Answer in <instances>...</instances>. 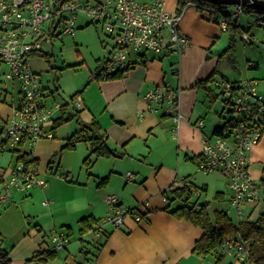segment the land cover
Returning <instances> with one entry per match:
<instances>
[{"label": "crops", "instance_id": "0c3cea01", "mask_svg": "<svg viewBox=\"0 0 264 264\" xmlns=\"http://www.w3.org/2000/svg\"><path fill=\"white\" fill-rule=\"evenodd\" d=\"M164 6L168 11H176L177 0H164ZM180 30L190 39L189 46L181 55L171 52H132L130 68L119 77L89 80L97 81L96 93L93 96L96 100L90 101L80 95L78 99L81 106L78 108H74L72 104L55 101L42 84L46 90L47 104L57 102L64 107L54 112L52 123L48 127L54 137L41 139L31 148V157L37 160L39 175L47 181L48 186L30 188L32 190L25 195L29 196V199L24 200L21 195L18 205L13 200L0 208V225L7 224L17 232L12 248H6L9 264L216 263L212 253L199 255L194 251L196 241L203 237L204 232L199 226L172 213L180 202L171 198L172 191L181 187L182 180L187 179L192 184L190 201L196 207L208 206V202L200 201L199 197L203 192L207 194L210 183L196 181L191 172L201 152L203 137L213 135L215 127L224 121L223 115L226 111L222 113V105L220 108H214V116L209 117L202 107H211L218 99L219 89L215 81L233 85L239 79L230 77L229 67L235 63L234 55L231 54L233 48L230 53H225L229 29L223 30L220 24L208 20L206 11L199 12L191 5L183 12ZM223 32H228L226 46L220 54L214 53L213 46L221 40ZM110 51L111 46L108 54ZM43 54V51L36 52L30 57L32 69L38 76L40 70L45 69ZM228 54L230 55L227 56ZM222 59H225L222 68L228 66L226 73L219 67ZM249 61L251 64L247 71H251H245L243 77L257 81L262 79L261 82L255 83V86L259 93L264 94V75L258 76L252 72L259 65ZM209 76L211 79L205 84L209 90L196 85L197 81L205 80ZM165 82L182 89L180 100L184 117L176 134L169 117L146 112V102L143 99L148 88ZM214 95L215 99L211 101L210 97ZM2 98L6 100V96L0 92V123L11 115V103L3 102ZM72 112H76L77 118L84 124L93 119L97 120L113 153L107 157L95 158L88 166V171L95 168L92 194L62 199L58 189L65 185L64 182L48 177V173H55L64 166L62 170L67 174L65 160L62 162V158L59 159L55 168L46 164L50 162L49 153L56 154L59 148L62 150V143L57 141V135L61 133L58 132V127L52 129L53 122L61 116L67 118ZM198 119H203L201 128L195 126ZM66 136L64 133L63 137ZM87 149L89 150L88 147ZM88 150L86 157L89 155ZM247 157L249 172L261 184V194L264 198V130L259 142L250 149ZM15 163V155L10 149L0 152V190ZM128 171L132 172L133 176L126 181L125 174ZM218 172L223 179L216 185L218 189L214 198L223 201L226 206L216 210H224L228 214L232 212L239 221L256 220L262 213L260 204L242 205L240 215L237 216L230 205L231 191L227 176L221 171ZM74 185L87 187L88 183L77 181ZM107 193L116 194L122 207L137 209L141 213L140 220L128 215L117 228L111 225L101 226L100 221L105 217L107 209L104 201ZM164 196L167 197L166 201L163 200ZM45 201L46 204H43ZM89 215L99 220V225L104 231L101 241L93 245L94 252L87 251L86 248L93 244L92 239L97 236L93 232L82 236L79 233L80 219ZM60 229L70 232L69 242L64 249L53 250L51 235ZM90 236L91 240L88 239ZM48 251H54V256H47ZM36 254L37 258L33 259ZM226 259V264L238 262L227 256L222 257L217 264H223Z\"/></svg>", "mask_w": 264, "mask_h": 264}, {"label": "built area", "instance_id": "2783aa9c", "mask_svg": "<svg viewBox=\"0 0 264 264\" xmlns=\"http://www.w3.org/2000/svg\"><path fill=\"white\" fill-rule=\"evenodd\" d=\"M191 5L195 6L187 1L183 8L171 12L165 8L164 0H98L94 5L81 4L76 0H0V92L12 96L13 89L19 87L17 101L10 105L11 115L2 121L0 152L21 149L23 145L32 148L37 141L54 137L48 127L54 112L60 111L63 106L57 102L47 104L46 90L30 64V57L42 52V42L48 40L47 36L43 38L47 21H54L57 17L58 25L62 24L63 35H74L78 11H85L92 23L104 22L105 31L112 39L111 51L89 80H106V76L125 71L131 66L132 52L181 55L189 46L190 39L180 30V22L184 10ZM243 9L242 5H233L228 15L233 20ZM257 23L263 24V20H257ZM220 26L223 30L227 28L225 21H221ZM242 37L245 39L247 35L242 33ZM255 83L243 79L234 86L215 81L222 107L229 108L240 119L222 135L204 136L196 163L200 171H221L226 174L231 191L230 205L237 216L240 215L241 206L247 203H259L264 213L261 184L250 174L247 157L264 130V94L257 91ZM181 92L180 86L165 82L148 88L143 95L146 112L169 117L173 122L174 134L178 132L184 117ZM71 104L76 108L81 106L77 98L72 99ZM256 104L258 106L254 108ZM203 123V119H198L195 126L201 128ZM132 176V172H126V181ZM60 177L65 179L66 174ZM181 185L190 186V183L183 179ZM46 186L48 183L40 177L36 164L18 161L0 190V208L10 201L13 189L23 191ZM163 200L167 198L164 196ZM104 201L107 209L100 221L101 226L117 228L128 215L136 220L141 218L137 210L130 213L122 207L116 194H105ZM68 242L69 236L63 229L51 235L53 250L64 249ZM217 256L232 257L240 264H256L251 258L248 243L238 233L222 240Z\"/></svg>", "mask_w": 264, "mask_h": 264}, {"label": "rangeland", "instance_id": "374dc122", "mask_svg": "<svg viewBox=\"0 0 264 264\" xmlns=\"http://www.w3.org/2000/svg\"><path fill=\"white\" fill-rule=\"evenodd\" d=\"M76 1L88 5H94L96 2V0ZM137 1L149 2L152 0ZM225 6V10L228 13L233 10V5ZM90 20V17L85 11H78L74 25V35L61 34L62 24L58 25L57 17L54 21L50 20L45 23L43 35L48 37L47 42H42V50L46 53L45 60H42L45 69L40 70L39 79L50 92L49 96L62 104H71L72 100L70 96L77 92L80 93L76 94L74 97L75 99H78V97L82 95L85 99H90V101L96 100L93 96L96 93L97 81H89V77L95 72L97 66L108 57V50L109 46L112 45V39L108 37V34L105 31L104 22L100 21L86 25ZM257 20H263V24L257 23ZM237 24L239 25L240 30L234 34V46L231 54L233 53L234 55L233 58L235 59V63L234 66L229 67L230 77L237 80L247 79L246 77H243V73L247 71L248 66L251 64L249 60L254 61L259 65V67L256 70H252V72H255L258 76L264 75V11L249 12L243 9L237 17ZM242 33H245L247 38L244 39ZM227 36L228 32H223L221 34V40L213 46L214 53L220 54L223 51L226 46L225 40L227 39ZM229 55L230 54L227 56ZM224 61L225 59H222L219 67L221 70L223 69L224 73H226L228 66L226 65L222 68ZM261 80L262 79L260 78L258 79L259 82H261ZM251 81L258 82L256 79ZM18 90L19 87L16 86L12 91V96L9 94L6 95V100L3 102L8 104L13 102V104H15L19 96ZM221 106L222 100L219 95L218 99L215 100L211 107H202V109L206 112L207 116L211 117L214 116V108H220ZM77 116V114L73 115V118L63 122V124L57 128L58 132L61 133L57 135V141L59 140L63 145L67 137H73L74 146L63 149L61 147L62 150H60V148L57 149L56 154H54L55 152L49 153L48 159L50 162L46 164V166L51 165L55 168L59 159L62 158V162L65 160L64 164L68 169L67 174L65 173L66 181L65 179L60 178V175L65 172L62 170L64 166H61L55 173H48V177L53 179L56 178L55 180H61L64 182L65 185L58 189L59 196L62 199L65 197L75 198L83 194H92L94 191L95 176L93 175L95 173V168L93 167L90 169L91 171H88L89 167L84 162L86 155L88 154L87 147L89 142L86 140H78L76 138V136L82 134L81 128L85 125L79 117L77 118ZM0 125H2V122ZM64 133L67 134L66 138L63 137ZM93 166H95V163ZM193 168L191 174L196 181H208V183H210L209 191L207 194L203 192V195L199 197V200H206L208 202L206 211L209 213L210 217H213L214 210L223 209L226 206L223 201L214 198V193L216 189H218L216 185H218V182L222 180L223 177L218 171H200L197 164L193 165ZM77 181H87L88 185L87 187L75 186L74 184H76ZM30 190L32 189L23 191L13 189L11 191L12 195L10 201L15 200L17 202L15 204L18 205L21 195L22 199H29V196L26 197L25 195H28ZM194 196L198 197L196 194H194ZM229 216L233 219L234 223H237L240 220L235 217L232 212ZM16 235L17 232L12 228L10 229L7 224H1L0 247L11 249L13 242L16 239ZM88 239L91 240L92 237L90 236ZM94 239H92L93 244L88 245L86 248L87 251L94 252L93 245H96L95 242L97 240L96 237H94ZM227 262L228 259L224 260L223 264H226ZM235 264L239 263L236 262Z\"/></svg>", "mask_w": 264, "mask_h": 264}, {"label": "trees", "instance_id": "16d2710c", "mask_svg": "<svg viewBox=\"0 0 264 264\" xmlns=\"http://www.w3.org/2000/svg\"><path fill=\"white\" fill-rule=\"evenodd\" d=\"M187 1L192 2L199 11H206L208 13L209 21L215 24H220L221 21L226 22L227 29H229L230 34L228 38V46L225 50V53H230L234 45V34L237 32V18L232 20L229 17L228 12L225 10V5L215 4L207 0H177L176 11L183 8ZM243 8L249 12L255 11L254 9L249 7ZM89 23L92 22L89 21L86 25H88ZM43 56H46V53H44ZM125 71L112 73L106 76L105 79L108 80L111 78L119 77ZM210 79L211 76H209L205 80L197 81L196 85L198 87L207 89V87H205V84L209 82ZM237 83L238 81L234 82L233 85L235 86ZM216 95H214V97H210V100L212 99L211 101H213ZM75 96L76 94L72 95L70 97L71 100L74 99ZM2 101H5V99H2ZM257 106L258 104H256L254 108H256ZM226 109V107L223 108L222 113H224ZM230 113L231 112L229 111L226 112L225 115H223L224 121L215 127L213 135H222L225 131H228L231 127L236 125L237 121H239L240 119V116ZM73 115H76V112L70 113L67 118H65L64 116L57 118L53 122L52 129H56L57 127L62 125L64 121L70 119ZM81 132L82 134L80 136H76V138L78 140H86L89 142V155L84 160V162L88 166L92 164V160H94L95 158L107 157L113 153L107 144L105 134L103 133L101 126L97 122V120L93 119L88 124L83 125V127L81 128ZM73 140V137H67L65 143L62 145V149L66 147H73ZM10 151L15 155L16 162H31L37 165V160L31 157V148H29L27 145H23L21 149H10ZM262 181H264V176L262 177ZM191 192V183L190 186H181L172 191L171 199L176 201L178 200L180 202V204L172 210V213L177 217L184 218L190 221L203 230V237L196 241L194 245V251L197 254L207 255L209 253H212V255H215V264H217L222 259V257L217 256L218 247L222 240L228 235L238 233L242 237V239L248 243L252 260L256 264H264V213H261L260 216L254 221L241 220L237 223H234L232 218L226 211L216 210L213 213V218H211L209 217L204 205L196 207L190 201ZM127 209L130 213H133L135 210H137L134 208ZM137 213L141 216V213L138 210ZM90 232H93L95 236H97L96 234L98 233L96 244L99 243L104 236V231L99 225V220H96L94 217L89 215L80 219L79 233L82 236ZM69 233L70 232H66L67 235H69ZM54 254V251H48L46 255L52 257L54 256ZM37 255L38 254H36L33 259L37 258ZM40 259H42V257H40ZM9 262L10 259L8 258V250L6 248L0 247V264H9ZM77 264H83V262H77Z\"/></svg>", "mask_w": 264, "mask_h": 264}, {"label": "water", "instance_id": "95a60500", "mask_svg": "<svg viewBox=\"0 0 264 264\" xmlns=\"http://www.w3.org/2000/svg\"><path fill=\"white\" fill-rule=\"evenodd\" d=\"M209 2H213L215 4L220 5H242L243 7H249L254 9L255 11H264V0H207ZM254 102V100H251ZM230 111L226 110V112Z\"/></svg>", "mask_w": 264, "mask_h": 264}]
</instances>
